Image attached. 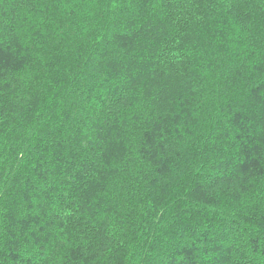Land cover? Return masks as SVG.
Wrapping results in <instances>:
<instances>
[{"label": "trees", "instance_id": "16d2710c", "mask_svg": "<svg viewBox=\"0 0 264 264\" xmlns=\"http://www.w3.org/2000/svg\"><path fill=\"white\" fill-rule=\"evenodd\" d=\"M0 264H264V0H0Z\"/></svg>", "mask_w": 264, "mask_h": 264}]
</instances>
